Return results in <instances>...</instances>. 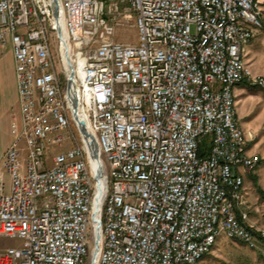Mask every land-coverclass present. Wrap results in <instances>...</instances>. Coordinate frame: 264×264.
<instances>
[{
  "label": "built area",
  "instance_id": "1",
  "mask_svg": "<svg viewBox=\"0 0 264 264\" xmlns=\"http://www.w3.org/2000/svg\"><path fill=\"white\" fill-rule=\"evenodd\" d=\"M130 20L136 42L115 41ZM259 28L261 0H0L17 87L0 236L21 240L0 264H202L221 235L257 248L235 89L264 87L244 59Z\"/></svg>",
  "mask_w": 264,
  "mask_h": 264
},
{
  "label": "rangeland",
  "instance_id": "2",
  "mask_svg": "<svg viewBox=\"0 0 264 264\" xmlns=\"http://www.w3.org/2000/svg\"><path fill=\"white\" fill-rule=\"evenodd\" d=\"M261 7L264 21V0H261ZM255 32L254 43L256 42L257 46L250 52L246 48L245 57L250 59L253 72L264 76V29L259 28ZM114 40L125 43L136 42L137 33L132 20L117 27ZM237 88L238 119L242 129L249 134L251 150L256 152L260 159L255 170L245 174L250 218L257 225L264 226V87L241 83ZM4 134V130L0 128V138H3ZM0 176V181L7 185L9 178L5 172L0 170ZM20 244L21 240L18 238L0 236V248ZM202 264H264V241H259L258 247L251 249L221 235L212 252L204 257Z\"/></svg>",
  "mask_w": 264,
  "mask_h": 264
},
{
  "label": "crops",
  "instance_id": "3",
  "mask_svg": "<svg viewBox=\"0 0 264 264\" xmlns=\"http://www.w3.org/2000/svg\"><path fill=\"white\" fill-rule=\"evenodd\" d=\"M255 33L254 31V35ZM254 35L252 38L253 40L251 39L250 43L246 46L248 52L257 46L255 45L256 42L254 43ZM244 59L251 66L250 59L246 57ZM237 89L238 88H236L235 91H237ZM13 111H17V87L14 74L13 51L9 43L0 56V128H2L5 133L3 138H0V142L2 143L0 144V170L4 172L2 156L12 139L10 133V120ZM5 174L9 178L6 172ZM0 183L2 182L0 181ZM4 186L7 189L9 183L7 185L4 183Z\"/></svg>",
  "mask_w": 264,
  "mask_h": 264
},
{
  "label": "bare ground",
  "instance_id": "4",
  "mask_svg": "<svg viewBox=\"0 0 264 264\" xmlns=\"http://www.w3.org/2000/svg\"><path fill=\"white\" fill-rule=\"evenodd\" d=\"M100 180H101V182H103V178L102 177L100 178ZM98 200H99V197L96 200L97 203H98ZM96 210H97V208H96Z\"/></svg>",
  "mask_w": 264,
  "mask_h": 264
}]
</instances>
